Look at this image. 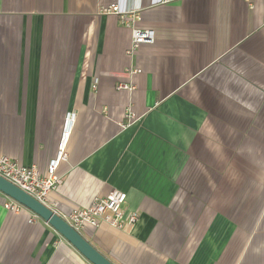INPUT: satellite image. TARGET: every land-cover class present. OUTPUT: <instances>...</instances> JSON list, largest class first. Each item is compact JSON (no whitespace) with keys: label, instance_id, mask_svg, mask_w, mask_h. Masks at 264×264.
<instances>
[{"label":"crops","instance_id":"1","mask_svg":"<svg viewBox=\"0 0 264 264\" xmlns=\"http://www.w3.org/2000/svg\"><path fill=\"white\" fill-rule=\"evenodd\" d=\"M113 3L154 42L130 52ZM65 130L48 206L139 212L81 231L109 260L264 264V0H0V152L46 174ZM8 199L0 264H93Z\"/></svg>","mask_w":264,"mask_h":264},{"label":"built area","instance_id":"2","mask_svg":"<svg viewBox=\"0 0 264 264\" xmlns=\"http://www.w3.org/2000/svg\"><path fill=\"white\" fill-rule=\"evenodd\" d=\"M102 12L119 14L121 21L125 25L131 27L132 45L130 52L135 51L144 43L154 42V30L137 26L136 22L140 19L139 15L135 13H131V16L128 15L129 13L126 15V13H123L120 10L117 3L103 7ZM136 71H140V69H137ZM96 84L97 80L95 81L94 87ZM118 87L129 88L130 86L127 84H119ZM126 117L129 124L137 119V115L132 110H128ZM73 118L74 114L68 116L69 120H72ZM69 133L70 131L68 130L64 131L59 144L58 154L50 161L46 174L42 173L35 164L31 166L23 165L18 160L11 158V156L0 152V175L48 206L47 201L49 195H51L50 193L56 191L63 183V177L59 173V165L61 161L66 160L68 157L66 146ZM126 202V192L119 189H112L107 195L96 197L91 204L73 209L68 214L67 218H64L80 233L86 226L98 227L102 223H107L112 227L119 229H128L137 222L139 212H126ZM5 207L18 212L25 206L16 200L9 198L5 202Z\"/></svg>","mask_w":264,"mask_h":264},{"label":"water","instance_id":"3","mask_svg":"<svg viewBox=\"0 0 264 264\" xmlns=\"http://www.w3.org/2000/svg\"><path fill=\"white\" fill-rule=\"evenodd\" d=\"M0 192L5 194L8 198L14 199L25 208L50 224L53 229L62 235L67 242L71 243L81 255L88 259L93 264H115L109 260L101 251L88 241L79 231L72 227L68 221L56 211L41 203L30 195L25 190L21 189L8 179L0 175Z\"/></svg>","mask_w":264,"mask_h":264}]
</instances>
